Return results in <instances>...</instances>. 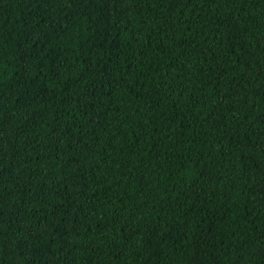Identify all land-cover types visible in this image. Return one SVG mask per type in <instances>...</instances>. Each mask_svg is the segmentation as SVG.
I'll list each match as a JSON object with an SVG mask.
<instances>
[{
    "label": "trees",
    "instance_id": "obj_1",
    "mask_svg": "<svg viewBox=\"0 0 264 264\" xmlns=\"http://www.w3.org/2000/svg\"><path fill=\"white\" fill-rule=\"evenodd\" d=\"M0 264H264V0H0Z\"/></svg>",
    "mask_w": 264,
    "mask_h": 264
}]
</instances>
